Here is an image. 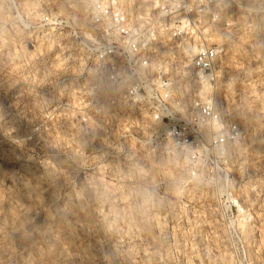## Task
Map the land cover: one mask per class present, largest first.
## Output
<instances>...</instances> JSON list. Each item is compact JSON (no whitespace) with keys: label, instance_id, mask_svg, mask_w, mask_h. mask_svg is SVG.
Segmentation results:
<instances>
[{"label":"clouds","instance_id":"clouds-1","mask_svg":"<svg viewBox=\"0 0 264 264\" xmlns=\"http://www.w3.org/2000/svg\"><path fill=\"white\" fill-rule=\"evenodd\" d=\"M0 264H264V0H0Z\"/></svg>","mask_w":264,"mask_h":264}]
</instances>
